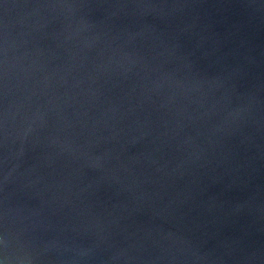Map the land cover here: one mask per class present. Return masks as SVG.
<instances>
[{"label": "water", "instance_id": "1", "mask_svg": "<svg viewBox=\"0 0 264 264\" xmlns=\"http://www.w3.org/2000/svg\"><path fill=\"white\" fill-rule=\"evenodd\" d=\"M0 264H264V0H0Z\"/></svg>", "mask_w": 264, "mask_h": 264}]
</instances>
